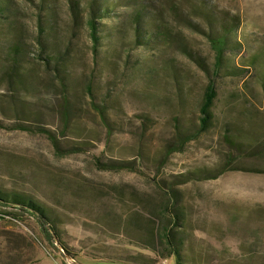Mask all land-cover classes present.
I'll list each match as a JSON object with an SVG mask.
<instances>
[{
	"label": "rangeland",
	"instance_id": "1",
	"mask_svg": "<svg viewBox=\"0 0 264 264\" xmlns=\"http://www.w3.org/2000/svg\"><path fill=\"white\" fill-rule=\"evenodd\" d=\"M0 264H264V0H0Z\"/></svg>",
	"mask_w": 264,
	"mask_h": 264
},
{
	"label": "trees",
	"instance_id": "2",
	"mask_svg": "<svg viewBox=\"0 0 264 264\" xmlns=\"http://www.w3.org/2000/svg\"><path fill=\"white\" fill-rule=\"evenodd\" d=\"M221 26L223 27V31L225 34L229 30V29H227L229 27L226 23L221 24ZM221 30L222 29L217 28V31L221 32ZM212 32H213V36L209 35L210 36V42H211L213 50L215 51V53L217 55L218 63H217V71L216 72H219L221 64H222L221 62H222V59L224 56V51H225L227 44H228V39L225 37V35H223V33L221 35L220 33L218 34L215 31H212ZM94 36L96 38V34H94ZM216 83L217 82H216L215 78H213L209 82L206 93H205L204 102H203V105L201 108V113H202L201 131H203V132H206L208 125L211 121V112L210 111H211L212 106L214 105L216 98H217V84ZM93 105H94L96 111H98L102 116H104V114H103L104 112L98 110V107L94 104V101H93ZM45 133L54 139L52 133H50L49 131H45ZM196 137H197V135L190 136L186 139V142H189L190 140H193ZM119 167L120 166L116 165V164L112 165L113 169H118ZM167 239H169L168 241H169L170 248H171L169 254L175 255L176 258L179 259L181 255H180L179 249L177 248V245L170 241L169 235H167ZM177 261L179 262V260H177Z\"/></svg>",
	"mask_w": 264,
	"mask_h": 264
}]
</instances>
